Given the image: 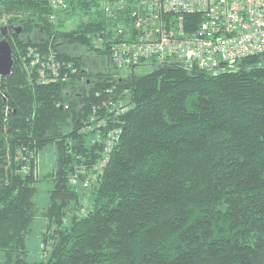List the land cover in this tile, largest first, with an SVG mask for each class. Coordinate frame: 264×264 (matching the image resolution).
Instances as JSON below:
<instances>
[{"label": "trees", "instance_id": "1", "mask_svg": "<svg viewBox=\"0 0 264 264\" xmlns=\"http://www.w3.org/2000/svg\"><path fill=\"white\" fill-rule=\"evenodd\" d=\"M103 1L69 0L52 20L48 0H0L13 57L0 75V264H264V54L214 72L119 68L110 48L136 0ZM29 46L71 64L67 78L35 82ZM108 89L125 112L103 105ZM38 211L42 255L30 259Z\"/></svg>", "mask_w": 264, "mask_h": 264}, {"label": "built area", "instance_id": "2", "mask_svg": "<svg viewBox=\"0 0 264 264\" xmlns=\"http://www.w3.org/2000/svg\"><path fill=\"white\" fill-rule=\"evenodd\" d=\"M68 1L48 0L53 11L49 18L65 12ZM131 10L130 27L122 28L124 37L110 48L112 60L119 68H132L142 62L177 61L214 72L246 57L264 54V0H136ZM23 60L28 74L40 84L65 80L67 72L61 67L71 66L32 46L27 48ZM75 70L70 69L71 73ZM106 91L103 105L108 106L109 112H125V101L111 95L110 89ZM91 119L104 124V118ZM120 131H108L105 151L110 150ZM76 177L74 174L70 178L73 184L77 183Z\"/></svg>", "mask_w": 264, "mask_h": 264}, {"label": "rangeland", "instance_id": "3", "mask_svg": "<svg viewBox=\"0 0 264 264\" xmlns=\"http://www.w3.org/2000/svg\"><path fill=\"white\" fill-rule=\"evenodd\" d=\"M112 7V4L108 1V0H105L103 2L100 3V6L101 7H104L106 10H108V7ZM122 7V4L120 3H117L116 5V9H120ZM52 20H56V18H51ZM78 19H80L79 17H75V18H72L70 19L69 21H67L64 25L66 28H71V27H74V25L77 23ZM118 41V40H117ZM26 53H27V50H26ZM25 53V54H26ZM52 53V52H50ZM25 54L23 56H25ZM87 57V56H86ZM22 61L23 58H22ZM25 62V61H24ZM29 62L28 60H26V68L28 66ZM116 96V95H114ZM54 150L53 148H47L43 154L41 155V157H39V168L38 170L40 172H45V170L49 167H51L53 161H54ZM43 170V171H42ZM49 184L47 183H44L42 181H40L38 183V186H37V194H36V201H37V205H38V209L41 208L42 204H43V201L45 198H47V191H46V187H48ZM82 201H83V204L85 205L83 208H82V211L84 212L86 207H87V194L86 192H82ZM44 215L42 212H37L36 214V218L34 219V224H33V232H32V235H31V238H30V245H31V250L32 252L29 254V257L30 259H34L36 257H38L39 255H42L41 254V251L38 250V241L40 240V237L42 236V232L44 230V226H45V222H44ZM40 251V252H39Z\"/></svg>", "mask_w": 264, "mask_h": 264}, {"label": "water", "instance_id": "4", "mask_svg": "<svg viewBox=\"0 0 264 264\" xmlns=\"http://www.w3.org/2000/svg\"><path fill=\"white\" fill-rule=\"evenodd\" d=\"M3 37L0 39V75H9L13 65L12 49L5 37L7 33V27L5 25L0 26ZM20 31V27L16 29Z\"/></svg>", "mask_w": 264, "mask_h": 264}]
</instances>
